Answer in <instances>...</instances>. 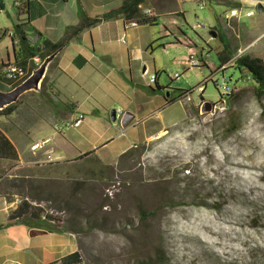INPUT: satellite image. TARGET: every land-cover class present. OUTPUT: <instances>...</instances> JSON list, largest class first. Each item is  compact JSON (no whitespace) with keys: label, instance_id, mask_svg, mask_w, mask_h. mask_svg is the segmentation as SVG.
<instances>
[{"label":"rangeland","instance_id":"374dc122","mask_svg":"<svg viewBox=\"0 0 264 264\" xmlns=\"http://www.w3.org/2000/svg\"><path fill=\"white\" fill-rule=\"evenodd\" d=\"M3 2L6 15L0 16V23L12 28L16 13L13 0ZM177 6L183 16L163 14ZM249 10L253 15L248 17L244 14ZM222 11L224 8L210 12L193 0H152L155 24L140 29L143 39L152 41L144 57L152 59V74L157 76L162 96L175 101L152 115L157 130L164 128V132L152 137L151 152L138 146L117 161L118 151L131 141L129 137L104 149L108 161L116 163L96 168L98 163L93 161L90 165L96 169L92 172L84 168L72 172L63 162L56 167L34 168L31 163L13 171L0 170L6 176L0 183V194L13 193L23 199L19 193L29 189L43 192L46 201L40 204L46 212L63 221L62 229L78 230L66 232L73 235L67 238L79 252L81 264H264V98L256 99L253 82L234 68L235 60L245 55L264 61L260 54L264 38L248 50L241 47V38L229 39L231 55L242 53L227 62L222 72L232 77L230 84L239 79L238 90L223 106L201 112L202 102L213 105L220 100L214 84L204 81L218 66L216 54L222 44L217 37L211 38L209 31L194 29V25L203 22L223 40L230 38ZM243 12L239 33L243 40L252 39L264 30V11L252 6ZM171 18L177 22L171 24ZM179 30L197 54L194 59L204 57L211 70L182 64L188 48L175 43V36H182ZM38 91L25 92L23 101L41 103ZM180 91H190L189 103L178 101ZM17 115L13 118L17 123L28 116L22 109ZM11 123V118L1 119L0 127L6 129ZM2 168L4 162L0 161ZM15 174L19 177L11 179ZM39 174L46 179L33 178ZM26 175L31 178L23 179ZM20 181L24 187H10ZM30 181L31 187L27 184ZM206 224L217 226L219 232L213 233ZM60 258L45 264H60Z\"/></svg>","mask_w":264,"mask_h":264},{"label":"crops","instance_id":"0c3cea01","mask_svg":"<svg viewBox=\"0 0 264 264\" xmlns=\"http://www.w3.org/2000/svg\"><path fill=\"white\" fill-rule=\"evenodd\" d=\"M14 1L20 6H15ZM123 1L13 0L12 6L16 9L15 25H24L23 29L29 43L38 46L43 40L51 43L61 40L66 28L74 27L79 23L80 10L87 18L95 19L112 12ZM3 3V0H0V16L6 15ZM144 6L147 8L143 9ZM252 6H261L260 12H263L264 0L206 1V7L210 12L214 13L216 9L224 8V12L221 13L224 17L232 8L239 10L238 18L226 20L223 17L225 27L230 29L231 35L230 38L226 35L227 39L224 40L228 48L224 54L229 59L227 62L235 57V53L234 55L230 53L232 48L229 39L241 38V47L243 50H248L257 40L264 38V30L254 38L246 37L244 40L239 33L238 24L243 16V10ZM178 8L177 6L163 14L183 16V12ZM140 9H143V13L147 16H152V1L141 5ZM176 22L171 18V24ZM141 27L142 25L125 21L120 16L102 20L80 32L51 57L42 78V80L46 78L44 85L45 93L49 98L48 104L35 102V110H38L39 115L35 110L23 108L28 116L21 117L20 123L14 121L13 118L18 115L13 114L11 116L13 123L4 132L17 152L19 161L16 168L31 163L34 168L56 167L63 162L70 165L72 172L73 169L80 168L92 172L100 165L112 166L108 162L116 163V161H108L104 149L109 143L113 144L129 137L131 141H126L125 147L118 151L117 161L138 146H144L146 152L152 151V137L164 132V128L157 130V122L152 121V115L168 105L167 101L171 98L168 95L162 96V90L154 93L148 90V88L152 89V84L149 83V78L153 75L152 59H145L144 54L152 41L143 39ZM12 28L0 23V31L9 32L0 39V63L13 59L14 50L9 37ZM165 30L168 35H172V32ZM179 32L182 33L181 30ZM175 39L180 45H186L188 49V45L191 46L183 33L182 36H175ZM14 43L16 44V40ZM188 49L184 57L189 56ZM262 49L260 54L264 55V48ZM198 55L203 57L202 53ZM203 58L204 66L210 69V65ZM215 68L219 66H214ZM156 81L158 83L157 76ZM111 110L116 111L115 122L110 120ZM84 112L89 115H84ZM126 113L132 116V120L123 128L120 123ZM78 115L83 116L79 127L62 126L63 128L59 129V124L62 125ZM93 161L98 163L96 168L90 165ZM89 165L91 168H88ZM18 177L10 175L11 179ZM29 178L31 177L23 176V179ZM33 178L38 181L46 179L42 174ZM8 196H11L10 199H7ZM8 196L0 194V264L6 262L45 264L48 260L76 251L71 239L67 238L73 236L70 232H48L21 223H8L10 210L16 206L13 202L18 197L13 193ZM32 230L40 233L30 236ZM37 237L42 238L35 239ZM65 248L68 249L63 252Z\"/></svg>","mask_w":264,"mask_h":264},{"label":"trees","instance_id":"16d2710c","mask_svg":"<svg viewBox=\"0 0 264 264\" xmlns=\"http://www.w3.org/2000/svg\"><path fill=\"white\" fill-rule=\"evenodd\" d=\"M152 0H124L122 4L115 8L112 12L103 14L99 18L89 19L86 15L80 10L79 11V23L74 27L66 28L64 36L61 40L56 43H51L49 41L43 40L40 45L34 46L31 45L26 38L24 31V25H14L12 32L10 34V40L13 46V59L6 63H0V91H9L15 88L17 85L21 84L26 80L33 71L37 69L38 64H36L33 59L38 58L39 62H43L49 57H52L54 54L62 50L68 42L76 37L83 30L94 26L100 23L102 20H107L113 17H121L125 21L133 22L137 25H149L152 26L155 24L156 17L147 16L140 10V6L148 3ZM213 31V29L211 30ZM214 32V31H213ZM8 31H0V39L8 35ZM216 37L219 39L222 44V52L217 53L216 57L218 60V66H222L229 60L225 57L227 51V45L224 43V40L220 34L216 33ZM16 40V44L14 43ZM175 43H178L176 40ZM179 44V43H178ZM224 55V56H223ZM9 63H13L19 66L22 70L26 72L25 78L21 81H10L6 80L3 77V69L8 66ZM204 66V65H203ZM201 66V67H203ZM200 68V67H198ZM239 73H244L247 77L246 80L253 82V93L256 99L261 100L264 98V61L258 58H251L248 56H241L235 60V67ZM212 73V72H211ZM45 79L44 78L40 84L39 91L37 95L40 97V101L48 104L49 98L45 93ZM239 79L236 80L232 86V92L229 97H235L237 92V83ZM207 82H205L206 84ZM154 88H148L152 90V93L162 90L156 81V74L154 80ZM190 94V91H180L178 101L182 99L185 95ZM46 95V96H45ZM21 95L16 102L8 105L7 107L0 110V120L4 119L8 121L13 114H19V111L23 108L35 110V102L28 103L23 101ZM22 99V100H21ZM175 99H170L167 101L168 104L174 102ZM20 108V109H19ZM36 111V110H35ZM39 115V112H35ZM5 128L0 127V161L4 162V167L0 169L1 171H10L15 169L18 164V155L15 147L11 144L9 139L4 134ZM1 174V173H0ZM4 175V174H3ZM15 176H17L15 174ZM6 178V177H5ZM4 178V179H5ZM29 187L31 183L27 182ZM24 182L20 181L18 183L13 182L10 184L11 188H22L24 187ZM19 193V191H18ZM24 198L21 203L18 204L15 208L10 210L8 215V223H21L28 225L30 228H40L48 232H66V231H75L70 228L62 229L60 224L63 222L59 217L49 215L48 212L41 206L40 202L46 201L43 197V192H34V190L29 189L25 193H19ZM37 202L34 206L31 203ZM44 215V219H41L40 216ZM78 231V230H76ZM60 264H81V256L79 252H72L66 256H63L59 259Z\"/></svg>","mask_w":264,"mask_h":264},{"label":"built area","instance_id":"2783aa9c","mask_svg":"<svg viewBox=\"0 0 264 264\" xmlns=\"http://www.w3.org/2000/svg\"><path fill=\"white\" fill-rule=\"evenodd\" d=\"M61 1H67V0H61ZM195 1L200 8H204L206 6V1L205 0H193ZM14 5L19 7V3L17 1H14ZM246 16H252L253 15V11H248L246 14ZM239 16V10L237 8H232L230 10H228L227 14L225 15L224 19L229 20L231 18H238ZM194 29H198V30H204V31H211V28L203 23V22H199L196 23L194 25ZM188 52H189V56L183 60L182 64L191 68H197V67H201L204 65L202 59L200 60H196L194 59L195 57V52L192 49L191 46H189ZM242 52L238 51L237 55L235 56V58H237ZM33 61L38 64L39 60L38 58H34ZM224 69V66H221L219 68H217L215 71H213L210 76L205 79V82H209L211 81L215 88L217 89V91L220 94V100L218 101L217 104H213V109H215L217 106H223L226 103V98L229 97V95L232 92V86L233 84H230V81L232 80V77L230 76H226L222 70ZM26 72L24 70H22L19 66L13 64V63H9L8 66L6 68L3 69V77L6 80H10V81H21L23 78H25ZM155 80V75L153 74L150 78H149V83L150 85L154 83ZM189 94L185 95L182 99H180L179 101H182L183 103L187 104L191 101L190 97L188 96ZM200 107V104L197 106V108ZM83 120V116L82 115H78L76 118L67 121L65 123H63L61 126L65 127V128H77L79 127V125L81 124ZM6 176L3 174H0V183L4 180ZM22 201V199L16 197L14 200V205H18L20 204ZM15 206V207H16ZM41 219H44V215L40 216Z\"/></svg>","mask_w":264,"mask_h":264},{"label":"water","instance_id":"95a60500","mask_svg":"<svg viewBox=\"0 0 264 264\" xmlns=\"http://www.w3.org/2000/svg\"><path fill=\"white\" fill-rule=\"evenodd\" d=\"M257 11L258 12L261 11V6H257ZM208 35L211 38H216V33L213 31H209ZM50 59H51V57L44 60L42 62V64L39 65V67H37V69L35 71H33L32 74L26 80H24L21 84L17 85L12 90L4 91V92L0 91V110L7 107L8 105L16 102V100L25 92L30 91V90H36L40 87L41 80L45 74L46 65L48 64ZM211 106L212 105L209 102H205V101L202 102L201 103V112H203V113L209 112L211 110ZM109 115H110L111 122H115L116 121V111L111 110L109 112ZM131 120H132V116H130V114L126 113L124 115L123 119L121 120L120 124L123 128H125L129 125ZM37 233H40V232L37 230H32L29 234H30V236H33Z\"/></svg>","mask_w":264,"mask_h":264},{"label":"bare ground","instance_id":"6f19581e","mask_svg":"<svg viewBox=\"0 0 264 264\" xmlns=\"http://www.w3.org/2000/svg\"><path fill=\"white\" fill-rule=\"evenodd\" d=\"M232 153V152H231ZM217 157V156H216ZM185 159H186V157H185ZM184 161V160H183ZM240 161V160H239ZM241 162V161H240ZM230 166H232V165H230ZM226 167V166H225ZM207 204V203H206ZM205 216V215H204ZM200 217V216H199ZM208 218V217H207ZM200 219V218H199ZM204 219V218H203ZM208 220V219H207ZM193 222V221H192ZM215 222V221H214ZM213 222V223H214ZM208 223V222H207ZM217 223V222H216ZM192 224V223H191ZM195 224H196V222H195ZM188 226H189V224H187ZM215 225H217V224H215ZM191 227V226H190ZM204 227V226H203ZM205 227H207V228H209L210 230H212L213 231V233H218L219 232V230H217L218 228H217V226H215V227H211V226H208V224H206L205 225ZM199 228H200V226H199ZM231 228V227H230ZM188 229H189V227H188ZM208 229V230H209ZM194 230V229H193ZM200 230V229H199ZM205 230V229H204ZM201 232V231H200ZM225 232V231H224ZM203 234V233H202ZM201 235V234H200ZM207 235H208V232H207ZM228 238H229V240H232V236H227ZM218 239V238H217ZM209 241V240H208ZM206 242V241H205ZM225 243V242H224ZM217 244H219V243H217ZM229 245V244H228ZM228 247H230V246H228ZM217 251V250H216ZM222 260V259H221Z\"/></svg>","mask_w":264,"mask_h":264},{"label":"flooded vegetation","instance_id":"af4514ba","mask_svg":"<svg viewBox=\"0 0 264 264\" xmlns=\"http://www.w3.org/2000/svg\"><path fill=\"white\" fill-rule=\"evenodd\" d=\"M212 105V104H211ZM213 106H211V110H212Z\"/></svg>","mask_w":264,"mask_h":264}]
</instances>
